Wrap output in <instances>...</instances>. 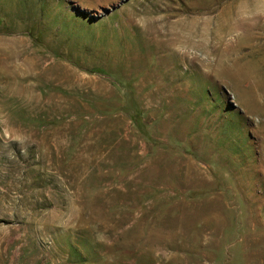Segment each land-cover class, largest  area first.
I'll list each match as a JSON object with an SVG mask.
<instances>
[{
    "label": "rangeland",
    "instance_id": "1",
    "mask_svg": "<svg viewBox=\"0 0 264 264\" xmlns=\"http://www.w3.org/2000/svg\"><path fill=\"white\" fill-rule=\"evenodd\" d=\"M121 1L0 0V264H264V0Z\"/></svg>",
    "mask_w": 264,
    "mask_h": 264
},
{
    "label": "water",
    "instance_id": "2",
    "mask_svg": "<svg viewBox=\"0 0 264 264\" xmlns=\"http://www.w3.org/2000/svg\"><path fill=\"white\" fill-rule=\"evenodd\" d=\"M125 0H122L120 3H123ZM115 8V6L112 8V9H114ZM104 11L105 12H110L111 11V8H106V9H104Z\"/></svg>",
    "mask_w": 264,
    "mask_h": 264
}]
</instances>
